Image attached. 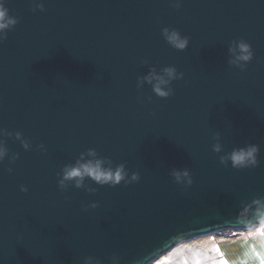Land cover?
<instances>
[{
    "label": "water",
    "instance_id": "95a60500",
    "mask_svg": "<svg viewBox=\"0 0 264 264\" xmlns=\"http://www.w3.org/2000/svg\"><path fill=\"white\" fill-rule=\"evenodd\" d=\"M36 2L43 10L5 5L18 22L0 42V128L13 133L0 137V264H150L177 235L238 230L240 202L264 196V0ZM163 28L187 48H171ZM241 39L253 53L243 70L228 64ZM166 66L183 73L171 96L136 88ZM250 144L255 168L220 164ZM89 149L138 181L61 191L57 173ZM184 168L187 188L169 175Z\"/></svg>",
    "mask_w": 264,
    "mask_h": 264
},
{
    "label": "clouds",
    "instance_id": "9594fccd",
    "mask_svg": "<svg viewBox=\"0 0 264 264\" xmlns=\"http://www.w3.org/2000/svg\"><path fill=\"white\" fill-rule=\"evenodd\" d=\"M34 8L43 10V4L33 0ZM6 0H0V42L6 39L7 32L16 24V17L9 14V9L5 6ZM179 7V3L174 5ZM161 35L164 41L173 49L183 51L187 48L189 38L182 36L177 30L163 28ZM228 64L243 70L246 64L252 59L253 53L250 45L244 40H234L228 47ZM183 73L177 72L173 66H166L159 71L155 67H150L143 77H137L136 88L140 89L145 83L151 86L152 93L158 98H167L172 95L171 82L179 80ZM151 97H137L138 102L144 103ZM13 133L0 128V137L11 136ZM15 138L20 141L21 146L27 150L30 145L27 140L22 138L20 132L14 133ZM43 150L44 145H38ZM214 153L221 152L219 142L212 145ZM259 147L250 144L241 148H233L230 152L219 157L222 165H229L234 169L255 168L259 161L257 159ZM8 150L3 140H0V162H2ZM16 159L11 158L12 162ZM11 172L12 169L8 168ZM169 175L177 185L184 188L190 186L193 181L190 172L184 169H172ZM57 185L61 191L65 190L69 184L76 188L85 187V179L94 183L110 187L138 181L137 173L129 175L123 163L112 165L108 159H102L97 156L94 149L82 152L74 163L66 164L57 173ZM22 192L27 189L21 186ZM87 191L94 192L95 189L88 188ZM87 207L95 208L97 205L91 203ZM235 224L239 226L238 230L231 233L234 239H217L213 236H191L186 238L180 234L174 238L171 247L162 254L161 257L151 261V264H225L220 254L221 246L238 247L239 251L231 254V259L227 264H264V196L253 198L250 201H241L235 216ZM83 264H99L93 257H85Z\"/></svg>",
    "mask_w": 264,
    "mask_h": 264
},
{
    "label": "crops",
    "instance_id": "0c3cea01",
    "mask_svg": "<svg viewBox=\"0 0 264 264\" xmlns=\"http://www.w3.org/2000/svg\"><path fill=\"white\" fill-rule=\"evenodd\" d=\"M235 231H237V230H232L230 232H221V231H219V232L214 233L212 235L215 238H217V239L229 240V239H234V237L231 236V233H233ZM238 251H239V249L236 246H232V247L221 246V252H220V254L222 255L224 261L227 264V262L231 259V254L236 253Z\"/></svg>",
    "mask_w": 264,
    "mask_h": 264
},
{
    "label": "trees",
    "instance_id": "16d2710c",
    "mask_svg": "<svg viewBox=\"0 0 264 264\" xmlns=\"http://www.w3.org/2000/svg\"><path fill=\"white\" fill-rule=\"evenodd\" d=\"M230 231H232V230H223V231H221V232H230Z\"/></svg>",
    "mask_w": 264,
    "mask_h": 264
},
{
    "label": "rangeland",
    "instance_id": "374dc122",
    "mask_svg": "<svg viewBox=\"0 0 264 264\" xmlns=\"http://www.w3.org/2000/svg\"><path fill=\"white\" fill-rule=\"evenodd\" d=\"M208 236H213V235H208ZM203 237H207V236H203ZM214 237V236H213ZM151 264V263H150Z\"/></svg>",
    "mask_w": 264,
    "mask_h": 264
},
{
    "label": "snow or ice",
    "instance_id": "6c2138e0",
    "mask_svg": "<svg viewBox=\"0 0 264 264\" xmlns=\"http://www.w3.org/2000/svg\"><path fill=\"white\" fill-rule=\"evenodd\" d=\"M225 264H226V262H225Z\"/></svg>",
    "mask_w": 264,
    "mask_h": 264
}]
</instances>
